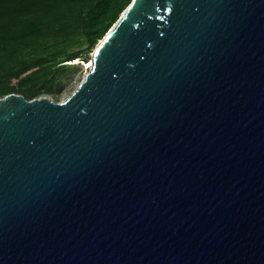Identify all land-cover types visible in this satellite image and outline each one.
I'll use <instances>...</instances> for the list:
<instances>
[{
  "label": "water",
  "instance_id": "water-1",
  "mask_svg": "<svg viewBox=\"0 0 264 264\" xmlns=\"http://www.w3.org/2000/svg\"><path fill=\"white\" fill-rule=\"evenodd\" d=\"M92 62L0 98V264H264V0H133Z\"/></svg>",
  "mask_w": 264,
  "mask_h": 264
},
{
  "label": "trees",
  "instance_id": "trees-1",
  "mask_svg": "<svg viewBox=\"0 0 264 264\" xmlns=\"http://www.w3.org/2000/svg\"><path fill=\"white\" fill-rule=\"evenodd\" d=\"M133 0H0V98L53 91L85 61ZM16 84L13 85V82Z\"/></svg>",
  "mask_w": 264,
  "mask_h": 264
},
{
  "label": "rangeland",
  "instance_id": "rangeland-1",
  "mask_svg": "<svg viewBox=\"0 0 264 264\" xmlns=\"http://www.w3.org/2000/svg\"><path fill=\"white\" fill-rule=\"evenodd\" d=\"M95 49H92L85 61L82 60H76L73 62H68L69 65H74L78 67L77 71H70L65 74H63L60 78V85L57 83L54 84L52 90L58 91L62 88V92L57 97V102H63L67 100L79 87L81 82L84 80L85 75L87 72H89L90 69L87 68L86 63H90L92 60V55L94 53ZM16 84V81L13 82V85ZM41 97H48L54 101H56L55 97H52L50 95H43Z\"/></svg>",
  "mask_w": 264,
  "mask_h": 264
},
{
  "label": "bare ground",
  "instance_id": "bare-ground-1",
  "mask_svg": "<svg viewBox=\"0 0 264 264\" xmlns=\"http://www.w3.org/2000/svg\"><path fill=\"white\" fill-rule=\"evenodd\" d=\"M86 66H87L88 69H91L92 66H93L92 60L90 61V63H86Z\"/></svg>",
  "mask_w": 264,
  "mask_h": 264
}]
</instances>
